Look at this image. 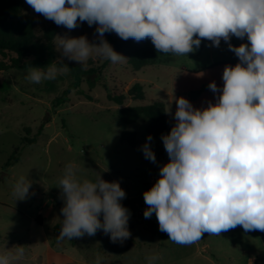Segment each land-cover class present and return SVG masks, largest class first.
<instances>
[{
	"label": "clouds",
	"instance_id": "clouds-1",
	"mask_svg": "<svg viewBox=\"0 0 264 264\" xmlns=\"http://www.w3.org/2000/svg\"><path fill=\"white\" fill-rule=\"evenodd\" d=\"M45 19L73 30L86 22L96 25L99 43L87 36L55 35L62 57L86 66L95 52L112 63L128 58L116 52L104 38L114 32L121 39L140 42L150 38L157 52L188 55L202 39L219 47L221 39L239 59L223 70L222 89L216 102L196 108L181 96L174 98L175 124L162 135L169 162L160 167V177L143 193L144 217L155 213L159 230L168 239L190 245L204 233L221 232L242 226L245 232L264 231V0H26ZM247 37L249 43L234 46L231 38ZM63 61V60H62ZM67 64L29 66L27 79L33 83L54 80L69 71ZM203 75V73L201 74ZM171 115V107L166 111ZM149 135L142 146L144 157L156 163ZM69 164L59 181L63 215L57 245L65 238L95 236L98 230L111 242L123 243L131 236L130 211L121 201L126 192L118 181H95L77 177ZM31 181L21 176L13 196L23 200ZM102 216V219H101ZM24 255V248L17 246ZM157 257H149V264ZM97 254L94 264H102ZM0 264H9L0 255Z\"/></svg>",
	"mask_w": 264,
	"mask_h": 264
},
{
	"label": "rangeland",
	"instance_id": "rangeland-1",
	"mask_svg": "<svg viewBox=\"0 0 264 264\" xmlns=\"http://www.w3.org/2000/svg\"><path fill=\"white\" fill-rule=\"evenodd\" d=\"M23 11L36 19L38 37L51 28L56 35H84L90 43H99L96 25L89 27L84 22L68 30L45 19L27 3ZM112 35L121 39L114 32ZM230 43L239 46L249 41L233 36ZM55 49L60 61L84 69L100 67L107 61V67L92 87L87 77L78 78L71 70L38 84L26 78L29 68L0 71V82L10 85L7 92L0 93V255H7L9 264H94L97 254L103 257L102 264H149L152 256L157 257L152 264H264L262 231L245 232L237 226L219 235L204 233L198 242L180 245L159 230L155 213L148 219L143 215L148 207L143 193L159 179L160 167L169 162L161 155L165 149L161 137L175 124L174 98L183 96L196 108L216 102L219 94L208 84L215 81L222 89L224 67H234L239 60L228 43L221 39L220 46L215 47L209 41L202 52L173 54L170 62L167 56H158L138 72L127 62L112 63L95 52L82 66L62 57L56 42ZM104 83L117 93H127L133 84L140 83L145 99L128 98L119 106L108 100ZM154 101L164 102L166 111L170 106L172 113L167 114L168 129L150 142L156 163L146 159L142 151L149 136L148 120L142 117L126 124L118 118L123 107ZM46 118L49 122L40 131ZM122 132H135L137 146L123 143ZM24 138H35V142L28 144ZM16 148L20 161L6 168ZM69 164L77 169L80 180L95 181L101 175L106 181H118L128 198L135 201V212L128 222L131 236L122 244L111 242L109 235L98 230L95 236L65 238L57 245L59 234L53 228L63 220L64 204L58 187ZM21 176L32 183L28 196L16 200L13 189ZM17 246L24 248L23 256L17 253Z\"/></svg>",
	"mask_w": 264,
	"mask_h": 264
},
{
	"label": "trees",
	"instance_id": "trees-1",
	"mask_svg": "<svg viewBox=\"0 0 264 264\" xmlns=\"http://www.w3.org/2000/svg\"><path fill=\"white\" fill-rule=\"evenodd\" d=\"M25 3L26 0H0V55L4 58L0 61V71L27 69L30 65L33 67H46L52 62H56L57 66H60L64 62L78 78L85 76L88 78L90 86H94L97 80L102 77L103 71L107 67V61L100 67L84 69L67 61L58 60L55 49V31L47 28L43 36L38 37L36 35L37 21L33 16L23 11ZM105 36L116 52L128 58L127 63L135 72L146 67L151 60L156 59L158 56H167L166 58L170 62V57L173 55L172 53L157 52L150 38L136 42L131 38L127 41L123 39L116 40L113 38L112 33H105ZM208 42L207 39H202L201 45L195 52H202ZM104 87L107 90L108 100L119 106L124 105L128 98L132 100L145 99L144 87L140 83L133 84L127 93H117L111 90L107 83H104ZM9 89V83L0 82V93L7 92ZM86 97L92 100L90 95H86ZM142 117L148 120L147 131L152 137H158L168 129L166 106L162 101H154L143 106H127L118 111L119 120L126 124L135 123ZM48 122L49 119L46 118L39 130L41 131ZM120 139L123 143H128L132 147L137 146L135 132H122ZM22 141L30 144L35 142V138H24ZM19 151L18 148L14 150L5 164L6 168H10L20 161ZM161 155L164 158H169L165 149ZM121 203L129 209L130 217H132L135 212V201L129 199L126 195ZM36 222L40 224L38 219H36ZM61 227L62 222L56 224L53 228L54 232L59 234ZM262 232L264 234V231Z\"/></svg>",
	"mask_w": 264,
	"mask_h": 264
},
{
	"label": "water",
	"instance_id": "water-1",
	"mask_svg": "<svg viewBox=\"0 0 264 264\" xmlns=\"http://www.w3.org/2000/svg\"><path fill=\"white\" fill-rule=\"evenodd\" d=\"M195 98H196V95L193 94L192 95V99H195ZM129 221H131V220L129 219Z\"/></svg>",
	"mask_w": 264,
	"mask_h": 264
}]
</instances>
